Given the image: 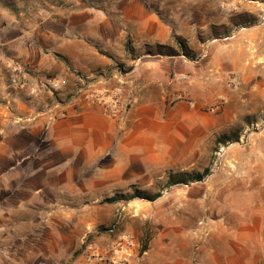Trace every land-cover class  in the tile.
Here are the masks:
<instances>
[{
	"label": "crops",
	"instance_id": "1",
	"mask_svg": "<svg viewBox=\"0 0 264 264\" xmlns=\"http://www.w3.org/2000/svg\"><path fill=\"white\" fill-rule=\"evenodd\" d=\"M5 2L0 0V173L6 174L2 185L17 196L18 226L37 219L38 206L93 201L112 172L122 178L133 164L206 153L207 141L216 142L223 128L219 116L206 109L223 96L224 80L219 67L177 71L175 56L167 52L174 29L235 27L239 15L264 11L258 0H8L7 7ZM234 31L220 40L227 47ZM147 46L158 49L145 55ZM117 63L132 66L124 84L93 81L92 92L111 101L120 90L132 104L128 115L109 116L91 92L67 100L78 74L111 73ZM14 66L28 69L19 87L10 83ZM185 73L190 82H179ZM55 79L68 84L51 91ZM223 199L230 206L206 215L199 228L148 234L127 226L114 237L98 231L89 254L114 264H264V203L244 196ZM25 230L16 228L17 236ZM66 234L53 245H18L9 264H73L81 246L74 238L67 242Z\"/></svg>",
	"mask_w": 264,
	"mask_h": 264
},
{
	"label": "rangeland",
	"instance_id": "2",
	"mask_svg": "<svg viewBox=\"0 0 264 264\" xmlns=\"http://www.w3.org/2000/svg\"><path fill=\"white\" fill-rule=\"evenodd\" d=\"M258 1L264 3V0ZM5 3L7 7L8 0ZM161 14L164 16L166 13ZM238 17L235 27L198 29L193 33H190L193 29L175 28L167 51L172 54L170 50H173L177 71L180 72L188 67L193 70L219 67L224 80L220 90L223 96L206 111L218 115L223 121V128L215 135L216 140L230 133H235L236 139L225 145L207 141L204 146L207 152L203 154L168 156L159 162L133 164L132 170L122 178L112 172V178L107 180L103 190L97 194L99 197L93 201L38 206L40 216L35 220L27 218L19 226L14 216L18 207L17 196L10 194L2 185L1 179L6 174L0 173V264L10 263V256L18 245H53L66 233L70 234L67 242L74 238L81 246L72 261H83V252H88L85 257L91 255L89 252L94 247V235L98 231L114 237L127 226L134 233L148 234L156 229L199 228L206 215H215L230 206L224 203L225 196L250 197L258 206L264 203V11L256 16L243 13ZM232 30H235L233 44L227 47L229 45L220 40ZM214 39L218 42H211ZM144 49L147 55L157 51L158 47L147 46ZM136 59L138 63L139 58ZM131 67L117 63L111 73L102 71L89 78L78 74L74 90L67 100L86 97V93L77 94L78 89L89 83L92 85L93 81L112 78L120 85L124 84ZM208 77H204L202 82L206 83ZM190 80L188 73L178 76L179 82L189 83ZM206 88L204 85V90ZM93 89L90 91L92 101L102 104L105 111L106 103L117 101L119 108L115 117L120 111L126 115L131 111L132 104L123 101L120 90L114 91L111 101H108L106 94L92 92ZM183 99V96H176L177 101ZM206 171L208 174L202 182H191L189 177ZM170 178L180 184L170 187ZM141 193L161 197L156 201L134 198ZM112 199L116 201L111 202ZM60 213L62 218L58 217ZM18 227L26 228L24 235L19 237L16 234ZM75 241L71 240V244ZM126 241L122 242L133 244L131 238Z\"/></svg>",
	"mask_w": 264,
	"mask_h": 264
},
{
	"label": "built area",
	"instance_id": "3",
	"mask_svg": "<svg viewBox=\"0 0 264 264\" xmlns=\"http://www.w3.org/2000/svg\"><path fill=\"white\" fill-rule=\"evenodd\" d=\"M28 69L25 67H21V66H14L12 68H10V83L12 86H21L23 84V78L24 76L27 74ZM182 80H185L182 77ZM67 83V80H59V79H55L53 81L50 82V87H51V91H58L61 86L65 85ZM92 90V85H90V83L86 86H84L83 88H79L77 94H82V93H88ZM96 98H100L99 96H96ZM114 103H106V113L109 116H114L119 108V105L117 103V101H113ZM128 247H131L132 244H128ZM104 263V264H114L112 262H106L104 260H102V257L99 255H93L91 257H83V261L82 260H76L73 262V264H99V263ZM119 264H125L124 261L120 262Z\"/></svg>",
	"mask_w": 264,
	"mask_h": 264
},
{
	"label": "trees",
	"instance_id": "4",
	"mask_svg": "<svg viewBox=\"0 0 264 264\" xmlns=\"http://www.w3.org/2000/svg\"><path fill=\"white\" fill-rule=\"evenodd\" d=\"M0 28H1V24H0ZM171 52H172V55L171 56H175L173 50H171ZM235 139H236L235 133H230L229 135H226L225 134V135L220 136L217 139L216 144L217 145H225L228 142L233 141ZM207 174H208V171H206L203 174L193 175V176H191L189 178L191 179V182H202L206 178ZM175 182H176L175 179L170 178V181L168 182V184H169L170 187H173L175 185L180 184V182H176V183ZM160 197H161V195H157V196L151 197L149 195H146L144 193L143 194L141 193L139 195H136V197H134V198H140V199H145V200H150V201H156ZM114 201H116V199H112L111 200V202H114Z\"/></svg>",
	"mask_w": 264,
	"mask_h": 264
}]
</instances>
